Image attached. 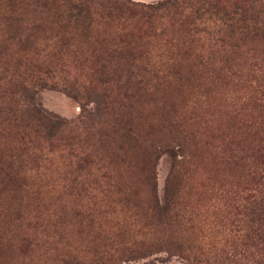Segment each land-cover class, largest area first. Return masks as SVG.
Returning <instances> with one entry per match:
<instances>
[{"label":"rangeland","instance_id":"rangeland-1","mask_svg":"<svg viewBox=\"0 0 264 264\" xmlns=\"http://www.w3.org/2000/svg\"><path fill=\"white\" fill-rule=\"evenodd\" d=\"M186 2L153 17L156 36L139 42L138 28L130 31L150 55H51L48 40L7 41L0 24V133L12 114L3 109L26 106L15 84L63 123L42 168L23 167L18 183L0 181V264H86L85 216L124 198L140 207L111 217L139 221V255L114 253L107 264H264V31L229 32L223 17L193 14L210 7ZM209 3L232 15L234 0ZM248 9L264 23V0ZM48 19L49 11H27L18 29L46 32ZM187 24L208 33L188 42ZM6 132L2 142L16 150L21 144ZM68 147L87 154L101 176L84 191L72 188ZM171 175L190 222L149 209L150 191L162 209Z\"/></svg>","mask_w":264,"mask_h":264},{"label":"trees","instance_id":"trees-1","mask_svg":"<svg viewBox=\"0 0 264 264\" xmlns=\"http://www.w3.org/2000/svg\"><path fill=\"white\" fill-rule=\"evenodd\" d=\"M193 1L212 9L210 11L200 6L193 11L195 16L211 12L218 15L220 19L223 17L228 21L229 32L240 29L247 34L258 35L259 32L264 31V23L256 22L257 18L248 12L249 5L258 0H234L236 5L231 4L232 15L224 12L223 8L212 6L209 3L212 0ZM185 4H187L186 0H162L155 4L129 0H0V24L5 30L7 41L34 43L40 39L48 40L53 50V52L49 51L51 55H150L148 51L142 49V45L135 39L137 36L130 31L138 28L139 42L156 36L151 30L153 17L169 8L179 13ZM27 11L38 14L49 11V29L42 32L35 27L33 32L20 33L18 25L24 20ZM38 20L41 19L38 17ZM142 27H145L144 31H141ZM203 31L208 33V27L201 29L194 24H187L188 42H191L193 35ZM14 87L15 93L20 96L26 106L22 111H14L17 114L8 108L3 109L4 114L12 113L10 120L1 119V124H4L6 129L0 133V181L8 183H18L22 180L17 173L23 167L32 165L34 170H38L42 168V164H46L49 150L45 149L56 139V134L63 125L62 122L50 119L40 112L34 102L35 91L21 84H15ZM175 127L174 124L173 128ZM10 128L21 144L16 150L8 149L2 142V139L8 136L6 131ZM66 155L67 166L76 175L72 179V188L77 186L79 190L84 191V186L96 184L97 179L101 178L98 176V169L89 160L87 154L78 157L68 147ZM180 185L178 175H171L167 179L164 205L160 211L157 210L150 191L149 209L154 216L167 218V215L171 213L174 219L190 222L191 213L187 212L186 205L183 204L184 198ZM107 186L116 189V194L121 192L115 184L108 183ZM139 207V201L134 202L124 198L121 201L100 204L92 209L96 212L93 216L92 214L85 216L86 264H107L114 253L119 256L137 258L141 243L135 235L139 233V230L135 229L139 221L137 220L136 224L111 216L115 208L129 212ZM257 220L259 218L253 219L252 222ZM109 226L116 227L115 231L110 232ZM69 259L73 261L72 256H69Z\"/></svg>","mask_w":264,"mask_h":264}]
</instances>
